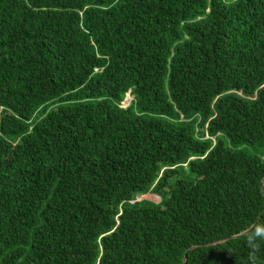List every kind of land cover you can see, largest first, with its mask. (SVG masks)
<instances>
[{"label": "trees", "instance_id": "16d2710c", "mask_svg": "<svg viewBox=\"0 0 264 264\" xmlns=\"http://www.w3.org/2000/svg\"><path fill=\"white\" fill-rule=\"evenodd\" d=\"M243 145L264 0H0V264H264Z\"/></svg>", "mask_w": 264, "mask_h": 264}, {"label": "rangeland", "instance_id": "374dc122", "mask_svg": "<svg viewBox=\"0 0 264 264\" xmlns=\"http://www.w3.org/2000/svg\"><path fill=\"white\" fill-rule=\"evenodd\" d=\"M131 99H132V96L130 94H128L126 96V99L122 103V106L123 107L128 106ZM238 150L245 151L249 155L258 156V157H261L264 154V148H257V147H252L249 145H243L242 147L238 148ZM185 178H187L189 180L191 179V177H189V176H185ZM140 199L149 200L150 202H152L154 204H158L160 201L159 197L157 195H154V194H148V195L142 196V197H140Z\"/></svg>", "mask_w": 264, "mask_h": 264}, {"label": "water", "instance_id": "95a60500", "mask_svg": "<svg viewBox=\"0 0 264 264\" xmlns=\"http://www.w3.org/2000/svg\"><path fill=\"white\" fill-rule=\"evenodd\" d=\"M131 100H132V99H131ZM131 100H130V101H131ZM263 186H264V178H263L262 181H261V188H263ZM262 192H263V191H262ZM261 215H262V214H260V215L257 217L256 221L254 222V224L251 226L250 229H252V228L258 223V221H259L260 218H261ZM250 229L246 230V231L243 232L242 234H239V235H236V236H231V237L226 238V239L218 240V241H215V242L209 243V244H207L206 246H214V245H218V244H221V243H223V242H226V241H228V240H230V239H234V238L240 237V236H242V235L248 233V232L250 231ZM196 248H197V247H190V248L188 249V251H192V250H194V249H196ZM186 253H187V252H186ZM186 253H185V256H184V259H183V264H186V260H187Z\"/></svg>", "mask_w": 264, "mask_h": 264}, {"label": "clouds", "instance_id": "9594fccd", "mask_svg": "<svg viewBox=\"0 0 264 264\" xmlns=\"http://www.w3.org/2000/svg\"><path fill=\"white\" fill-rule=\"evenodd\" d=\"M255 233L257 236H264V228L257 226Z\"/></svg>", "mask_w": 264, "mask_h": 264}]
</instances>
